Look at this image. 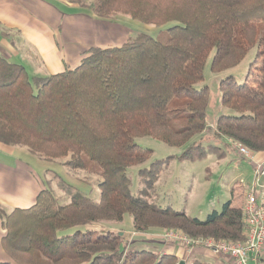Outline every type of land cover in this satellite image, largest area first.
I'll return each mask as SVG.
<instances>
[{"label":"trees","instance_id":"trees-1","mask_svg":"<svg viewBox=\"0 0 264 264\" xmlns=\"http://www.w3.org/2000/svg\"><path fill=\"white\" fill-rule=\"evenodd\" d=\"M92 11L101 20L126 16L173 26L165 42L140 33L122 46L92 47L80 66L54 75L33 76L0 57V143L25 147L44 160L65 159L71 169L94 165L101 178L99 201L77 193L60 205L52 191L43 190L30 208L9 214L0 209V245L9 258L0 264H179L174 255L129 250L123 233L86 229L122 222L126 215L133 217L135 232L169 229L191 238L245 242L243 209L231 201L201 221L145 197L173 160L222 159L221 150L205 147L201 138L208 128L209 89H195L213 51L211 70L222 72L257 48L244 83L233 77L220 82L222 105L236 115L220 116L213 136L264 152V0H95ZM139 137L183 152L141 168L143 187L134 196L126 171L152 155L137 145Z\"/></svg>","mask_w":264,"mask_h":264},{"label":"rangeland","instance_id":"rangeland-1","mask_svg":"<svg viewBox=\"0 0 264 264\" xmlns=\"http://www.w3.org/2000/svg\"><path fill=\"white\" fill-rule=\"evenodd\" d=\"M46 1V0H45ZM78 7L68 9L67 6L56 4L54 1L46 2L54 6L65 15H76V13L90 16L95 0H66ZM70 8V7H69ZM81 11V12H80ZM121 26L123 30H115L117 33L111 36L118 39L133 37L137 34H146L165 42L169 37L168 28L173 24L162 27L146 25L126 16H117L113 21ZM108 35V33H106ZM122 38H121V37ZM102 35L97 34L88 40L90 43H98ZM215 51L209 56L204 70V79L195 85L196 90L209 89L210 101L207 111L208 128L201 136L203 145L208 144L224 147L225 142L219 139L214 140L215 126L222 115H236V113L222 105L220 82L228 77H233L237 83H244L250 64L254 61L257 48L251 50L245 59L232 69L222 72L211 70L212 58ZM172 107V106H171ZM174 107V104H173ZM200 140V136L194 139ZM193 140V141H194ZM137 145L152 151L151 158L140 166L127 169V175L131 180L130 192L132 195H139L143 185L141 183L139 170L143 167L149 168L153 162L166 160L171 156H179L183 149L169 146L152 137H139L135 139ZM238 144L235 143V146ZM229 162L220 163L218 157L209 156L202 162H180L173 160L163 167L159 179L154 188L145 197L150 203L160 208H171L175 211L185 212L191 218L201 221L216 211L222 212L224 204L232 201L233 206H238L242 198V189H252L253 169L248 161L244 160L238 153L230 152ZM63 160H44L43 158L30 153L25 147H10L0 143V209L4 213L13 211L12 203L17 202L25 207L33 206L36 196L43 190L52 191L57 197L60 205H67L73 195L83 193L92 201H99V184L101 178L94 171V165L88 170L71 169L66 167ZM240 168L241 170H238ZM208 170L212 171L209 178ZM264 178V177H263ZM262 178V179H263ZM244 181L245 184H241ZM237 186L235 200L232 199V188ZM70 201V202H69ZM82 230H85L82 229ZM87 230L95 231L102 235L108 232L123 233L129 244V250H152L156 243L165 242L156 232H135L133 217L126 215L122 222H103ZM164 230V229H163ZM161 230V231H163ZM75 230L66 234L70 235ZM150 231V230H149ZM160 231V232H161ZM159 232V233H160ZM154 233V234H153ZM5 235L1 228L0 218V240ZM161 241H159V240ZM0 260H9L4 254L0 245Z\"/></svg>","mask_w":264,"mask_h":264},{"label":"crops","instance_id":"crops-1","mask_svg":"<svg viewBox=\"0 0 264 264\" xmlns=\"http://www.w3.org/2000/svg\"><path fill=\"white\" fill-rule=\"evenodd\" d=\"M46 1L0 0V57L11 63L24 66L30 75L47 76L62 73L66 69H75L80 66L85 57L84 53L88 49L122 46L128 40L127 36L123 39L111 36V34L117 33L115 30H123L113 21L98 19L92 12L90 16H84L81 13L65 15ZM51 1L67 6L68 9L75 7L79 9L78 5L66 0ZM97 34L102 35V38H99L100 41L95 44L90 43L88 40H91L92 37L95 39ZM219 140L225 142L224 147L217 146L221 150L218 152L222 158L219 160L220 163L229 162V153L226 150L238 153L244 160L251 163L249 159L239 153L234 142L225 138ZM254 154L257 160L264 162V152ZM250 167L253 169L252 163ZM208 172L207 176L210 178L212 171L208 170ZM241 184H245L244 181H241ZM261 184L264 185V178ZM236 186L232 188L233 200L236 196L234 191L240 188ZM240 189H242V198L239 205L233 207L242 210L246 204L249 190H247L248 188ZM12 207L13 210L15 208H30V206L25 207L17 202L12 203ZM160 231L151 230L149 232L158 234ZM152 246L153 249L150 251L159 255H174L178 258L179 264L181 262L184 264H235L229 256L219 255L202 247L188 248L181 244H166L164 242ZM3 261L9 262V260ZM250 264H254V262L251 261ZM261 264H264V255L261 258Z\"/></svg>","mask_w":264,"mask_h":264},{"label":"built area","instance_id":"built-area-1","mask_svg":"<svg viewBox=\"0 0 264 264\" xmlns=\"http://www.w3.org/2000/svg\"><path fill=\"white\" fill-rule=\"evenodd\" d=\"M239 153L249 159L253 164L252 189L247 193V201L243 208V220L248 227L245 242L233 243L225 240L211 238H191L182 232L165 229L158 233L165 242L181 244L188 248L202 247L216 254L229 256L235 264H261L264 255V162L256 159V156L248 148L237 145Z\"/></svg>","mask_w":264,"mask_h":264},{"label":"water","instance_id":"water-1","mask_svg":"<svg viewBox=\"0 0 264 264\" xmlns=\"http://www.w3.org/2000/svg\"><path fill=\"white\" fill-rule=\"evenodd\" d=\"M180 264H184L183 262H181Z\"/></svg>","mask_w":264,"mask_h":264}]
</instances>
